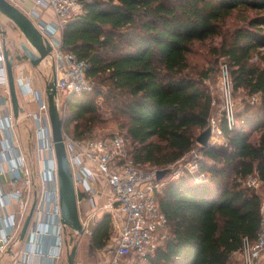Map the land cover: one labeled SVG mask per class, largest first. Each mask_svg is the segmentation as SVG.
Returning a JSON list of instances; mask_svg holds the SVG:
<instances>
[{
	"label": "trees",
	"instance_id": "1",
	"mask_svg": "<svg viewBox=\"0 0 264 264\" xmlns=\"http://www.w3.org/2000/svg\"><path fill=\"white\" fill-rule=\"evenodd\" d=\"M83 1V12L64 27L63 44L89 62L88 77L106 87L107 100L125 116L138 164L166 168L198 143L213 112L201 68L207 59L210 72L228 63L235 92L260 93L258 105L245 100L237 109L235 127L222 123L227 147L200 146L206 178L185 175L165 186L160 204L169 230L150 262L237 264L233 253L243 237L256 238L262 217V197L245 181L257 175L264 182V63L253 61L264 49V0ZM219 36L205 61H195L196 45ZM100 93L98 87L68 98L74 138L92 137ZM110 228L104 213L94 248L107 246Z\"/></svg>",
	"mask_w": 264,
	"mask_h": 264
},
{
	"label": "built area",
	"instance_id": "2",
	"mask_svg": "<svg viewBox=\"0 0 264 264\" xmlns=\"http://www.w3.org/2000/svg\"><path fill=\"white\" fill-rule=\"evenodd\" d=\"M20 8L46 38L51 53L45 58L55 68L57 80V102L63 119V135L68 158L73 171L77 199L90 198L93 211L84 217L80 215L84 232L93 234L92 225L99 213L112 215L116 234L110 238L105 251L107 264H149L168 230L167 217L161 207L165 186L173 180L189 175L199 180L207 177L200 168L204 158L194 147L168 167V172L158 178V168L138 164L131 152V139L125 132H116L106 138H73L66 131L68 121L67 101L71 95H81L93 89V82L87 75L89 62L80 59L63 44L62 33L65 25L80 15L85 7L83 0H30L32 7L24 4L28 0H9ZM219 104L209 119L211 136L222 134V123L228 128L235 127L237 101L234 81L227 62H221L218 84ZM26 88L38 102L37 110L28 112L34 120L36 142L35 163L30 162L19 144L9 137L0 138V176L6 174L12 189L0 188V264L2 255L11 250L20 239L24 222L34 200L35 206L27 230V247L18 252L15 264H60L68 240V227L62 220L61 193L58 164L53 141L46 88L32 89L30 79ZM0 90L9 89L3 45L0 40ZM252 100L260 101V93L252 94ZM64 112V114H63ZM15 119L7 109L0 131L13 135ZM8 132V133H9ZM9 133V134H10ZM10 134V135H11ZM2 139V140H1ZM191 155L189 159L186 156ZM7 162L8 167L3 164ZM173 167V168H172ZM100 180L105 188L100 189ZM246 184L257 188L261 180L249 175ZM35 194V199L34 198ZM99 198L95 200V197ZM15 199L16 210L8 205ZM262 217L255 239L243 237L242 244L233 254L241 264H264V203ZM122 214V215H121ZM165 232V233H164ZM33 247V248H31ZM34 257L43 258L42 261Z\"/></svg>",
	"mask_w": 264,
	"mask_h": 264
},
{
	"label": "water",
	"instance_id": "3",
	"mask_svg": "<svg viewBox=\"0 0 264 264\" xmlns=\"http://www.w3.org/2000/svg\"><path fill=\"white\" fill-rule=\"evenodd\" d=\"M0 12L10 19L16 28H18L25 36L26 40L21 41L20 45L29 61L38 66L52 50L50 42L43 37L40 30L34 24L32 19L28 17L20 8L9 0H0ZM4 56L9 79V89L11 102L14 114L17 116L21 111L16 89V82L13 74L14 57L10 55V51L4 44ZM57 75L53 67V73L50 79L47 80L46 93L49 103V115L53 131V141L58 164V177L61 193V210L62 220L71 229L67 244H72V247L67 255L68 264H75L76 254L79 246V236L83 235L84 227L82 225L79 213L78 199L74 183L73 171L68 158L66 145L63 135V119L55 100L57 94L56 87ZM211 127L207 126L197 137V142L200 145H210L209 138L211 136ZM168 172V168L158 170V178H161ZM35 202L32 204L30 212L24 222L21 230L20 238H23L27 230ZM90 247H92L90 245Z\"/></svg>",
	"mask_w": 264,
	"mask_h": 264
},
{
	"label": "rangeland",
	"instance_id": "4",
	"mask_svg": "<svg viewBox=\"0 0 264 264\" xmlns=\"http://www.w3.org/2000/svg\"><path fill=\"white\" fill-rule=\"evenodd\" d=\"M238 18L239 20L241 19L240 17ZM229 23H231V20H229ZM0 30L5 32L6 45L10 51V55L13 56L14 59L24 58L25 55L21 48L20 43L21 41L26 40L25 36L22 34V32L18 28L15 27L14 23L1 12H0ZM220 41H221V37L219 36V37L208 40L204 44L196 45L197 52L193 55L194 60L195 61L199 60L201 62L205 61V57L209 55V47L214 46V45H219ZM259 50L260 52L255 53L253 57V61L262 60V62L264 63V58H263L264 49L260 47ZM210 65L211 64H209V60L207 59L206 65L202 66L201 68L203 70L205 69L204 70V74H206L205 84L207 85L208 90L211 91L212 96L217 100V104H219V90L217 87L219 71L217 68V70L213 69V71L210 72L209 69H206V68H210ZM38 67L41 71H50L52 68L51 65L46 61V59H43L39 63ZM92 82L94 86L93 91L99 87V90L101 91V93L100 95H98V99H97L98 103L100 104V117H99V121L96 122V124L93 127L92 135H91L92 137L90 138H106L110 134H114L119 131L125 132L126 129L123 126V124L126 121L125 116L120 114L115 108H113L110 101L107 100L105 96V91L107 90L106 87L99 84L98 82H95V81H92ZM34 85L36 86V82L34 83ZM248 94H249L248 91L245 89H239L235 92V98L237 101L238 110L242 109V107L244 106L245 100H251V103H255L257 105L260 103V101L258 103L254 102L252 100V95L249 96ZM216 108H217V105H213V110H215ZM27 123L31 124V121L27 119ZM66 131L68 132L70 136H72L68 124H66ZM200 133L201 132H199V134ZM210 141L215 146L227 147V139L225 138L223 134H216L215 138H211ZM199 146L200 145L197 143L193 150L197 151L199 149ZM190 156L191 155L186 156V159L192 158ZM171 166L175 167V165L170 164L166 168L168 167L170 168ZM256 190L260 192L259 194L261 195L262 200H263L264 198V182L263 181L259 182V186L256 188ZM83 205L85 204L82 202V206ZM87 206L88 204L86 202V207ZM70 230L71 229L68 228L67 231L69 232ZM110 230H111V237H113L116 234V230H114V228L112 229L110 228ZM92 235L84 233L83 235L79 237L78 250L79 251L81 250L80 251L81 253L77 250L76 258H77V255L79 254L82 257V260L85 261L87 264H107V258H106L107 254L104 248L97 249V248H94L92 245H91L92 247H90ZM163 240L164 239L160 240V244ZM20 242L21 240H18L16 244L14 245V247L17 248ZM71 247H72V244H69L67 253L70 251ZM65 261H66V264H68L66 259ZM232 261H234L237 264L241 263L239 259L236 256H234V254L232 255ZM135 264H138L137 260H135Z\"/></svg>",
	"mask_w": 264,
	"mask_h": 264
},
{
	"label": "crops",
	"instance_id": "5",
	"mask_svg": "<svg viewBox=\"0 0 264 264\" xmlns=\"http://www.w3.org/2000/svg\"><path fill=\"white\" fill-rule=\"evenodd\" d=\"M24 4H26L27 7L33 6L32 1L30 0L26 1ZM0 40H1V44L3 45V50H4V44L6 43V37H5V32L2 30H0ZM51 67L52 68L50 71H41L39 67L34 66L26 56L22 59H14L13 74H14V78L16 82L19 106L22 108L17 116L14 114V111H13L10 92L8 90H5V91L0 90V124H1V121H4V116L6 114L7 109H9L12 112L13 117L15 119L13 135L9 131L8 132L11 135L6 131H0V138L9 137V139H13L15 143L21 146L22 151L25 153V155L29 156L30 162L32 161V163L36 162L35 160L36 142H35L34 132H33L35 123H34V120L31 118V116L28 115V112H33L37 110L38 102L37 100H35L34 95L31 92H28L26 88L27 79H30V86L32 89H38L41 91L44 88H46L47 80L50 79L52 76L53 66L51 65ZM35 82H36V86L34 85ZM27 119L31 121V124L27 123ZM3 166L5 168L8 167V163L5 162ZM99 185L101 186L100 189L103 190L105 188V183L102 180H100ZM0 188L6 191H10L12 189V185L10 184L6 174H3L2 176H0ZM98 198H99V195L95 197V200H97ZM33 199H35V194H34ZM82 202L85 205L82 206ZM86 202L88 204L87 207H86ZM262 202L264 203V198ZM33 203H34V200L32 204ZM78 206H79V213L83 217L87 213H90V211H93V202L90 198H84V199L79 198ZM16 207H17L16 200L13 199L11 203L8 205V209L10 211H14L16 210ZM105 213H108V212H105ZM103 214L104 213H99L98 216L96 217V220L92 225L93 232H94V228H95L97 221L100 220ZM112 228L116 230L114 226V220L111 215V229ZM70 231L68 232V237H70L69 235ZM24 236L23 238L19 237L20 238L19 240H21V242L17 248L14 247V245L16 244L15 243L11 250H8L2 255L1 264H15V258L17 257L18 252L27 247V243L25 241ZM67 251H68V244L66 242L65 251L63 253L62 261L60 264H66L65 259L67 260V255H68ZM37 258L38 257H34V260H36ZM39 260L42 261L43 258L40 257L37 259V261ZM75 260H76L75 264H87L85 261L82 260V257L79 254L77 255V258Z\"/></svg>",
	"mask_w": 264,
	"mask_h": 264
}]
</instances>
